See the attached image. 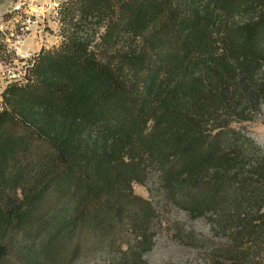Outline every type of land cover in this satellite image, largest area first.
<instances>
[{
    "label": "trees",
    "instance_id": "obj_1",
    "mask_svg": "<svg viewBox=\"0 0 264 264\" xmlns=\"http://www.w3.org/2000/svg\"><path fill=\"white\" fill-rule=\"evenodd\" d=\"M61 23L64 43L2 95L0 264H42L26 241L66 186L50 262L117 232L104 264H147L157 211L133 185L152 171L208 220L217 241L189 234L208 264H264V146L242 127L264 104V0H71Z\"/></svg>",
    "mask_w": 264,
    "mask_h": 264
},
{
    "label": "rangeland",
    "instance_id": "obj_2",
    "mask_svg": "<svg viewBox=\"0 0 264 264\" xmlns=\"http://www.w3.org/2000/svg\"><path fill=\"white\" fill-rule=\"evenodd\" d=\"M69 1L0 0V109L3 107L2 95L6 88L25 81L29 69L42 52L57 49L64 43L66 36L62 31L61 10ZM104 32V27L94 26L88 39L95 40V45L99 44ZM242 127L258 145L264 146V104L256 121ZM133 190L137 196L149 200L157 211L154 248L145 257L147 264H208L205 247L189 238V234L194 233L198 238L217 241L207 219H193L172 203L163 189L158 172L152 171L145 185L134 184ZM53 204L47 222L49 228L41 235L29 233L31 238L26 242L31 243V249L36 250V262L68 264L67 260L54 263L48 260L53 241L73 215L67 186L62 189V194L55 195ZM86 236L88 242L80 259L71 264H104L115 257L120 242L126 239L117 232L111 237L107 236V239L106 236Z\"/></svg>",
    "mask_w": 264,
    "mask_h": 264
}]
</instances>
